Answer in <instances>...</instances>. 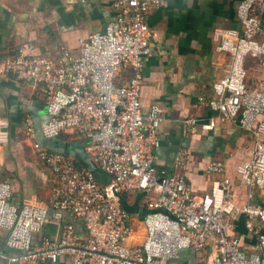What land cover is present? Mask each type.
<instances>
[{
    "label": "built area",
    "instance_id": "1",
    "mask_svg": "<svg viewBox=\"0 0 264 264\" xmlns=\"http://www.w3.org/2000/svg\"><path fill=\"white\" fill-rule=\"evenodd\" d=\"M161 4L116 0V18L82 41L78 54L65 50L54 58L24 46L7 58L3 73L35 84L44 98V138L81 142L92 165L77 167L67 154L35 143L38 159L53 174L50 204L15 205L10 183L0 184V237L7 234L5 248L11 252H0V258L8 264H172L185 250L200 256L196 264H264V0L237 5L240 36L219 34L215 47L230 57L229 71L214 87L215 100H199L222 122L238 124L254 144L253 156L236 172L263 198L243 205L227 177L197 194L183 172L185 153H179L176 173L155 166L161 118L156 106L142 112L140 90L152 40L147 18ZM258 72L262 77L255 83L251 75ZM184 125L195 134L197 122ZM30 133L33 138L32 127ZM207 172L224 175L226 166L211 162ZM129 197L142 207L140 243L132 242L135 228L123 208ZM50 226L53 235L45 233Z\"/></svg>",
    "mask_w": 264,
    "mask_h": 264
},
{
    "label": "crops",
    "instance_id": "2",
    "mask_svg": "<svg viewBox=\"0 0 264 264\" xmlns=\"http://www.w3.org/2000/svg\"><path fill=\"white\" fill-rule=\"evenodd\" d=\"M115 1L0 0V184L10 183L11 203L46 207L50 204L53 174L38 159L35 143L49 150L57 148L77 166L92 165L81 142L63 137L53 140L51 144L56 146H48L50 143L41 134L48 121L44 98L35 84L20 83L3 73L7 58L24 46L33 54L50 53L54 58H62L65 50L78 54L82 41L104 31L116 18ZM160 1L161 8L147 18L152 40L143 63L140 90L142 112L156 106L161 118L155 166L164 174L176 173L179 153H185L187 163L183 172L197 194L209 192L215 180L227 177L234 183L237 203H260L261 190L249 189L236 172L239 164L253 156L255 147L250 137L238 124L222 122L199 102L215 100L214 87L227 76L230 57L217 53L215 47L219 34L240 36L236 8L242 0ZM261 77L260 72L251 75L255 83ZM188 119L197 122L194 135L185 128ZM30 127L34 129L33 138ZM215 161L226 166L224 175L207 172V165ZM123 208L135 228L132 242L140 243L145 232L137 197L125 198ZM63 216L79 234L84 233L70 214ZM45 233L53 235L54 228L47 227ZM6 235L3 232L0 237V252L9 256ZM199 258L194 251L185 250L180 260L172 264H196ZM0 264L8 263L0 258Z\"/></svg>",
    "mask_w": 264,
    "mask_h": 264
},
{
    "label": "water",
    "instance_id": "3",
    "mask_svg": "<svg viewBox=\"0 0 264 264\" xmlns=\"http://www.w3.org/2000/svg\"><path fill=\"white\" fill-rule=\"evenodd\" d=\"M46 143H50V145H48V146H56V144H51L53 141L52 140H46L45 141ZM64 147V146H63ZM53 148V147H52ZM54 149V151H58L57 150V148H53ZM89 168V167H88ZM92 168V167H91ZM97 172L96 171H94V174H95V176L98 178V175L96 174Z\"/></svg>",
    "mask_w": 264,
    "mask_h": 264
},
{
    "label": "trees",
    "instance_id": "4",
    "mask_svg": "<svg viewBox=\"0 0 264 264\" xmlns=\"http://www.w3.org/2000/svg\"><path fill=\"white\" fill-rule=\"evenodd\" d=\"M77 166V165H76ZM77 167H80L79 165Z\"/></svg>",
    "mask_w": 264,
    "mask_h": 264
},
{
    "label": "rangeland",
    "instance_id": "5",
    "mask_svg": "<svg viewBox=\"0 0 264 264\" xmlns=\"http://www.w3.org/2000/svg\"><path fill=\"white\" fill-rule=\"evenodd\" d=\"M136 232H138V231H136ZM138 233H140V232H138Z\"/></svg>",
    "mask_w": 264,
    "mask_h": 264
}]
</instances>
